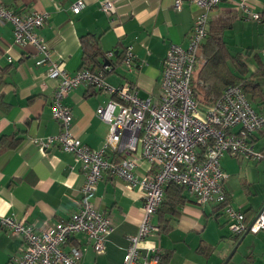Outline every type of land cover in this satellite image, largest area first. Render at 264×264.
Segmentation results:
<instances>
[{"label":"crops","instance_id":"0c3cea01","mask_svg":"<svg viewBox=\"0 0 264 264\" xmlns=\"http://www.w3.org/2000/svg\"><path fill=\"white\" fill-rule=\"evenodd\" d=\"M1 1L17 11L37 10L50 14L39 33L51 46L54 58L71 73L81 70L83 65L81 37L93 34L99 39L103 52H114L113 57H106L110 63L107 81L114 86L134 84L139 97L150 98L153 103L161 97L162 63L170 46L188 48L194 20L201 13L199 6L189 1L177 11L175 0H110L117 7L118 22L112 25L102 9L105 0H85L86 8L78 15L72 12V5L78 0ZM236 2L253 6L254 12L261 13L262 20L247 17ZM229 18L232 24L224 33L226 50L232 55H241L250 74L259 69L264 72V0L222 2L210 12L208 21L214 23ZM129 46L134 47L136 55V66L131 72L122 63ZM198 60L194 86L203 92L198 79L204 63L202 53ZM102 63L106 67L104 61ZM227 63L236 73L233 64ZM254 82L260 86L261 101L252 106L264 113V76L255 77ZM56 87L57 80L48 76L47 67L37 65L34 47L17 46L13 26L0 23V216L15 215L37 232L69 219L79 209L80 190L85 183L81 164L73 154L58 145L45 151L35 142L57 135L61 130L51 109ZM111 99L109 94L82 84L65 100L73 113V132L91 149L101 148L108 136L109 125L96 112ZM253 140L264 153V129L257 132ZM12 143L17 145L10 147ZM105 157L109 160L119 158L111 149L106 151ZM233 159L240 164L255 162L264 170V159L244 160L227 155L221 161L227 179ZM150 170L151 165L141 160L137 175ZM227 179L224 189L230 204L243 211L248 222H252L264 206V189L246 179L242 180L241 189L234 192ZM184 195L186 202L178 207L179 215L173 217L166 213L162 221L158 211L153 222L160 227L159 238L149 239L144 244L143 254L148 247L156 246L160 254L171 252L167 264H223L241 237L227 235V218L219 204L198 205L187 189ZM91 199L97 210L114 224L105 251L97 253L84 233L70 238L65 249H82L81 264H124L128 240L138 232L142 221L144 192L121 178L105 177ZM248 235L238 248L245 245V252H240L239 257L234 255L232 261L264 264V231ZM229 238L228 253L216 254L217 245L221 242L226 245ZM22 246L21 237L12 235L7 229L0 230V264H17Z\"/></svg>","mask_w":264,"mask_h":264},{"label":"built area","instance_id":"2783aa9c","mask_svg":"<svg viewBox=\"0 0 264 264\" xmlns=\"http://www.w3.org/2000/svg\"><path fill=\"white\" fill-rule=\"evenodd\" d=\"M186 1L199 6L201 13L194 20L188 48L170 46L162 63L161 97L153 103L150 98L139 97L134 84H110L106 79L108 65L101 70L81 69L75 73L66 70L39 33L50 14L17 11L0 0V23L13 26L14 43L34 47L37 65L47 67L48 76L57 80L51 109L61 130L57 135L35 142L45 151L58 145L73 154L85 177L79 209L67 220L37 232L15 215L0 216V230L7 229L23 239L22 256L17 264H81L82 249H65L70 238L79 233L88 237L97 253L104 252L114 224L97 210L91 196L105 177L121 178L144 192L142 221L138 232L128 240L124 264H159L160 250L156 246L148 247L146 254L142 250L149 239L159 238L160 227L153 220L164 201L166 187L171 183L185 186L198 205H223L227 201L224 189L227 174L222 168V159L227 155L244 160L264 159V153L253 140L264 129V113L252 106L241 86L227 87L213 105L206 107L195 98L191 87L195 65L208 36L209 14L220 3L234 0H175V9L180 11ZM236 5L250 19L262 20L261 13L254 12L248 3L236 2ZM85 8V0H78L72 5V12L78 15ZM102 9L115 25L118 22L115 2L105 0ZM113 56L114 52L107 53V57ZM135 59L134 47H127L122 63L130 72L136 66ZM82 84L112 97L96 112L109 125L108 136L97 150L75 135L73 113L65 103L69 93ZM108 149L119 158L107 159ZM141 160H146L151 170L140 176L137 168ZM223 211L231 234L236 237L247 232L256 235L264 230V206L252 222L230 204Z\"/></svg>","mask_w":264,"mask_h":264},{"label":"trees","instance_id":"16d2710c","mask_svg":"<svg viewBox=\"0 0 264 264\" xmlns=\"http://www.w3.org/2000/svg\"><path fill=\"white\" fill-rule=\"evenodd\" d=\"M231 24L232 20L229 18L220 19L208 25V37L201 49L204 63L198 72V79L202 82V84L200 83L199 85L203 92L194 86L199 60L195 65V71L191 82L195 98L199 100L204 107L213 105L222 96L227 87L235 85L242 87L251 104L261 101V89L260 86L254 82V78L264 76L263 70L259 69L256 73L250 74L247 65L241 60V55H232L226 50L224 33L231 27ZM81 44L84 53L81 69L94 70L97 67L103 68L102 61H104L105 65L107 53L102 51L99 39L93 34H86L81 37ZM227 61L233 64L236 73L230 69ZM17 143H12L10 147H15ZM186 189L185 186L174 183L166 187L164 201L159 209L162 221L166 213L173 217L179 215L177 209L186 202V197L184 195ZM226 204H230L228 195L227 201L223 205H220V207L224 208ZM167 223L168 221H166V226ZM170 257L171 252L160 254L159 264H167Z\"/></svg>","mask_w":264,"mask_h":264},{"label":"rangeland","instance_id":"374dc122","mask_svg":"<svg viewBox=\"0 0 264 264\" xmlns=\"http://www.w3.org/2000/svg\"><path fill=\"white\" fill-rule=\"evenodd\" d=\"M233 160H234V165H233L232 169L230 170V172H228L229 175H228V179H227L228 184L231 187L232 191L235 192L236 189H241L242 182H243L242 180H246V179H248L249 181L256 182V184L259 188L264 189L263 166L257 167L255 162H246V161H244L240 164L237 159H233ZM232 170H233V172H231ZM226 230H227V235L230 236L231 231H230L229 227H226ZM227 241H229V242H227L226 245L223 242H221V243H219V245H217L216 254H218V255L223 254L224 255V254L228 253L229 244L231 242L230 238ZM232 250L229 252V254L232 252ZM238 251H239V253H238ZM240 252H242V253L245 252V245L243 247H241L240 250L238 249L234 255L238 254L237 257H239L240 255H242ZM229 254H228V256H229ZM237 257H236V260H237ZM233 259H234V256L231 259V261L227 264H235V261H232Z\"/></svg>","mask_w":264,"mask_h":264},{"label":"water","instance_id":"95a60500","mask_svg":"<svg viewBox=\"0 0 264 264\" xmlns=\"http://www.w3.org/2000/svg\"><path fill=\"white\" fill-rule=\"evenodd\" d=\"M109 61L105 62V65H109ZM249 234V232H247L246 234H244L240 240L237 242V244L235 245L234 249L232 250V252L229 254V256L226 258L225 262L223 264H227L234 256V254L237 252L240 244L243 242V240L246 238V236Z\"/></svg>","mask_w":264,"mask_h":264}]
</instances>
